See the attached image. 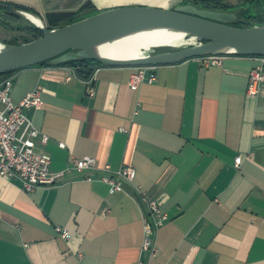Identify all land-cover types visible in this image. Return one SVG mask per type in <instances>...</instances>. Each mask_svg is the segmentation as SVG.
I'll use <instances>...</instances> for the list:
<instances>
[{
  "label": "crops",
  "instance_id": "obj_1",
  "mask_svg": "<svg viewBox=\"0 0 264 264\" xmlns=\"http://www.w3.org/2000/svg\"><path fill=\"white\" fill-rule=\"evenodd\" d=\"M188 2L0 0L46 25L58 14L86 19ZM261 66L264 58L248 56H226L211 67L191 59L157 67V82L136 91L135 68L102 66L92 84L72 67L9 76L15 104L43 90V108L25 113L41 134L36 151L51 157L52 173L92 158L99 170L133 166L137 176L114 195L98 174L87 182L75 170L33 193L0 177V264H264V84L256 96L248 91L250 72ZM153 202L167 220L157 233V256L149 259L143 244Z\"/></svg>",
  "mask_w": 264,
  "mask_h": 264
},
{
  "label": "water",
  "instance_id": "obj_2",
  "mask_svg": "<svg viewBox=\"0 0 264 264\" xmlns=\"http://www.w3.org/2000/svg\"><path fill=\"white\" fill-rule=\"evenodd\" d=\"M250 6L216 10L183 4L172 10L129 7L101 12L76 23L50 30L38 14L16 6L0 4V15L25 19L42 32V37L20 45L0 43V75L47 64L60 67L94 61L111 68H157L211 56L264 58V22L244 15ZM264 14V6L261 8ZM40 20L39 26L33 18ZM166 29L183 33L194 43L179 48H161L134 59L115 60L97 49L137 33Z\"/></svg>",
  "mask_w": 264,
  "mask_h": 264
},
{
  "label": "built area",
  "instance_id": "obj_3",
  "mask_svg": "<svg viewBox=\"0 0 264 264\" xmlns=\"http://www.w3.org/2000/svg\"><path fill=\"white\" fill-rule=\"evenodd\" d=\"M224 57L211 56L202 58L205 67L222 66ZM101 66L96 68V71ZM156 68H138L131 76L130 87L136 91L143 84H154L157 76L154 73ZM95 71V72H96ZM90 84L93 78L89 80ZM264 84V66L253 69L249 74V94L258 95L261 86ZM13 82L6 79L0 84V177L11 180H19L27 193H33L39 188L55 186L65 180L66 173L73 170L87 182L94 181L91 174H98L99 180L110 187V194L114 195L123 192L126 185H133L137 172L133 166H124L114 171L110 166L99 170L96 161L92 158L76 160L75 166L65 172L54 174L50 171L51 157L36 151V140L41 136L34 126L26 110H41L44 106L43 90L36 88L19 103L15 104L12 99ZM94 96L95 90L89 91ZM43 142L48 141L43 136ZM64 148L65 145L61 144ZM243 158L236 159V168L241 169ZM167 220L163 215L157 202L148 206L147 219L145 222V238L143 250L148 254L149 259L157 256V233ZM57 232L64 239L70 236L68 232L58 228Z\"/></svg>",
  "mask_w": 264,
  "mask_h": 264
},
{
  "label": "trees",
  "instance_id": "obj_4",
  "mask_svg": "<svg viewBox=\"0 0 264 264\" xmlns=\"http://www.w3.org/2000/svg\"><path fill=\"white\" fill-rule=\"evenodd\" d=\"M230 1H233V0H189L188 3H192L198 7H201V8L216 9V10H233V9H237V8H241V7H248V6H250L252 9L254 7H259L261 9L264 6V0H238L239 4L237 6H233V5L228 4V2H230ZM18 8H21V7H18ZM21 9H24V8H21ZM25 10H27V9H25ZM251 13H252V10H249L245 13L244 16L247 19L254 21V17L251 15ZM8 16H10V15H8ZM10 17H12L15 20H20V18L15 17V16H10ZM83 19H85V18H82L81 16H79L77 14L52 15L49 17V24H47V28L50 30L58 29V28L76 23V22L81 21ZM255 22L263 23L264 19L258 18V21H255ZM21 30L29 31L33 37L31 40H27L24 43L34 41V40L42 37V35H43L42 32L39 29L35 28L34 26H31L30 28L21 29ZM24 43H21L17 40H12L10 42H7L6 44L20 45V44H24ZM257 58H261V57H257ZM44 66H47V64H42V65H39L36 67H44ZM99 66L102 67V65L98 62L81 61V62H73V63L65 64V65L60 66V67H72L76 70L77 74L81 78H83L85 80H90L92 78L93 74L95 73L96 68ZM14 73H16V72L1 74L0 75V82L5 81L9 76H11Z\"/></svg>",
  "mask_w": 264,
  "mask_h": 264
},
{
  "label": "bare ground",
  "instance_id": "obj_5",
  "mask_svg": "<svg viewBox=\"0 0 264 264\" xmlns=\"http://www.w3.org/2000/svg\"><path fill=\"white\" fill-rule=\"evenodd\" d=\"M33 19L41 26L40 20ZM194 42V40H186L183 33L157 29L137 33L112 44L103 45L97 49V52L99 55L111 59L126 60L142 57L147 51L153 52L161 48H179ZM1 49L2 46L0 45Z\"/></svg>",
  "mask_w": 264,
  "mask_h": 264
},
{
  "label": "rangeland",
  "instance_id": "obj_6",
  "mask_svg": "<svg viewBox=\"0 0 264 264\" xmlns=\"http://www.w3.org/2000/svg\"><path fill=\"white\" fill-rule=\"evenodd\" d=\"M228 4L237 6L239 4L238 0H233L228 2ZM251 15L254 17V21H258V18L264 19V14L259 7H254L252 9ZM256 16V17H255ZM5 24V25H4ZM32 25L25 19L15 20L12 17L1 14L0 15V43H7L12 40H17L24 43L27 40H31L32 34L29 31L21 30L25 28H30ZM151 53L147 51L145 55Z\"/></svg>",
  "mask_w": 264,
  "mask_h": 264
}]
</instances>
